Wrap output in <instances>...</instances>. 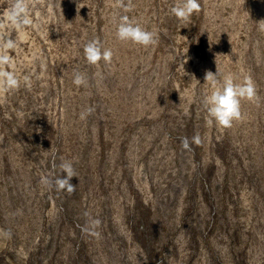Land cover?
Listing matches in <instances>:
<instances>
[{
	"label": "rangeland",
	"instance_id": "rangeland-1",
	"mask_svg": "<svg viewBox=\"0 0 264 264\" xmlns=\"http://www.w3.org/2000/svg\"><path fill=\"white\" fill-rule=\"evenodd\" d=\"M174 2L25 0L20 31L0 0L20 81L0 93V264H264V0H199L188 23ZM125 14L158 44L117 39ZM96 38L110 64L87 63ZM207 71L256 87L230 128L208 123ZM63 162L71 194L41 183Z\"/></svg>",
	"mask_w": 264,
	"mask_h": 264
},
{
	"label": "clouds",
	"instance_id": "clouds-1",
	"mask_svg": "<svg viewBox=\"0 0 264 264\" xmlns=\"http://www.w3.org/2000/svg\"><path fill=\"white\" fill-rule=\"evenodd\" d=\"M116 5L118 8L123 9L125 13L132 10V0H127V3H125V0H116ZM201 10L199 0H175L173 6L170 8L171 14L184 23L190 22L191 17ZM8 19L11 24L20 31H23L25 26L37 27V25L33 24L28 14L25 0H12L11 8L8 12ZM259 30L264 31V20L259 21ZM116 36L120 41H131L144 48L154 47L158 44V36L156 33L141 27L138 22L126 14L119 17ZM14 48H16V44L12 40H7L3 44H0V93L16 89L20 86V81L13 71L3 70L4 65L14 68V63L7 54V50ZM83 52L87 63L90 65H97L101 60L105 64H110L112 62L113 51L110 48H104L98 38L89 40L84 45ZM33 58H35V53L33 54ZM184 63H187V60L181 64L183 69ZM185 75H187L186 72ZM204 80L213 88L212 93L204 99V105L209 116V124L215 121L220 127L230 128L233 121H238L243 118L241 112L242 100H259L256 87L250 77L246 78L241 84L234 83L230 76L223 77L221 82L220 73H218V71H216V73L207 71ZM23 81L27 87H31V79L29 76H24ZM73 83L77 87L86 85L87 81L85 75L79 72L75 73ZM93 111V108H87L85 111L81 112L80 118L82 120L86 119ZM193 139L196 144L200 143L198 135ZM183 146L185 148L189 147L187 139L183 141ZM59 167L61 173L66 175H60L55 178L54 181L50 180L48 177H42L41 183L49 188L54 186L56 191H66L69 194L74 193L75 186L70 182L71 179L75 177L72 164L63 162ZM93 224L99 226L100 221L98 219L94 220ZM92 234L99 235V233L95 232ZM7 235L9 238L11 237L10 232H8Z\"/></svg>",
	"mask_w": 264,
	"mask_h": 264
}]
</instances>
